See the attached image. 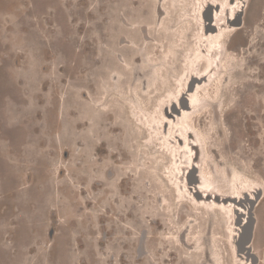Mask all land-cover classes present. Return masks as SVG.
Wrapping results in <instances>:
<instances>
[{"label": "rangeland", "instance_id": "obj_1", "mask_svg": "<svg viewBox=\"0 0 264 264\" xmlns=\"http://www.w3.org/2000/svg\"><path fill=\"white\" fill-rule=\"evenodd\" d=\"M200 1L0 0V264H236L233 216L217 210L211 222L181 206L185 186L169 194L147 124L192 71V50L179 48L198 39ZM243 2L230 42L242 76L220 96L225 115L201 120L217 183L233 168L264 179V0ZM171 136L178 162H190L195 150ZM260 200L253 244L264 264Z\"/></svg>", "mask_w": 264, "mask_h": 264}, {"label": "bare ground", "instance_id": "obj_2", "mask_svg": "<svg viewBox=\"0 0 264 264\" xmlns=\"http://www.w3.org/2000/svg\"><path fill=\"white\" fill-rule=\"evenodd\" d=\"M202 1H204L206 5H208L203 13H201V10L205 5L203 6ZM202 1L197 4V9L200 8V10L196 12L198 13L197 18L200 28L199 33L196 32L198 33V36L196 35L198 39L196 40V42L193 41L194 43L191 42V44L189 45L184 44L183 47L179 48L184 50L189 46V49L192 50L191 58H189L191 59V62H188V66H190L192 71L186 74L187 76L184 78L183 83H179L180 89L178 88V90L173 93L171 91L172 99L166 96L168 100L162 102V105H164V107H157V112H153V114L152 111L146 112L149 113V117H147V124L151 126V123L154 122L155 124H152V130H155L154 132L160 134L158 135L159 137L157 136V138L161 140V144H159V142L157 141V144L160 146L157 148V152L164 154H161L163 156V159H165V161L163 160L165 168L164 175L166 174L165 177H167V180H169V182L171 183H167L170 190H168L169 194L175 196V192H177V194L181 197L183 195V192L186 190L189 199H186L184 200V202L180 203L181 206H186L189 209L191 208L189 214L196 212L197 214L204 217V214L207 213L208 217L206 218L211 222H215L216 219H219V217L217 216V210H222L226 216L227 214H229L230 218L231 216L235 218L236 213L240 212V214L243 216V218L240 219L241 221L239 220V222H236L234 225L232 224V221L229 223V225L227 224V227L229 228L228 230L230 232V246L232 253L235 255V258L233 257L234 263L250 264V262L245 259L246 257L244 254H239L236 251V247L234 244V241L236 239L235 237L238 236L240 230V222L246 221V217L244 216L246 210L245 208L236 206L231 201H234V199L255 200V193L260 192L261 194L259 198L256 199L254 204L255 206H259L261 202L260 198H263L264 195V179L261 176L253 175V173L249 172L248 174L233 168L232 171H228L230 184H226L223 181L221 183L215 182L214 173L212 170H210V159L207 145V137L210 135V133L206 132V128L203 130V127H201V120L203 119V117L209 116L210 114H212V112H214L213 114L215 116H217V114H222V112V115H225L224 107H220V109L217 108V106L221 103L220 96L224 93H226L227 96L232 93V80L236 77L242 76L240 70L238 69L242 65V57L240 56L239 52L230 47V42L237 31L243 28L244 15L246 12L243 6L244 4H242V6L237 4V1L239 2L240 0ZM241 2H243V0H241ZM208 12L213 13L211 25L209 23H206L207 19L205 17ZM238 12L243 13L241 16V22H238L237 25L235 23H230L229 21L234 18ZM198 21L196 20L197 24ZM187 22L179 25V32L181 29H184L185 31L186 29L191 28L190 26L192 24L189 23L190 21ZM177 45L178 42L174 44V47H177ZM228 77L230 79V84L226 85L224 84V82ZM153 80H155V76H153ZM154 84V88H152V90L148 92L149 94H151L154 90H159V82L157 81ZM168 90L170 91V89ZM139 94L138 96L141 97L140 99L142 102H144V106L146 109L147 103L149 101V94ZM146 111H148V108ZM137 112L139 114L140 111ZM142 115L143 114H141V116ZM148 118L150 119V121ZM167 127L170 133L169 135L166 134ZM175 128L177 129L174 132ZM178 129L181 131V133H179V135H176L177 131H179ZM207 130L209 131V129ZM171 135H174V138L172 139H176L179 144H182L183 140L187 141V146L183 149V151H185L186 153L188 152V150H190L191 152H193V149L195 150V155L193 158L191 155L190 162L188 161L189 155L186 157L187 160H185V162H187V164L185 166L187 167V171H183L179 177L177 176V173L180 172L178 164L180 161L183 162L184 159H179L178 162V159L176 157V150H174L171 145V142H173L171 140ZM152 138L151 141L148 142L151 147L155 144V142L153 141L154 139ZM167 153L169 156L166 155ZM173 155L175 156L170 159V157ZM173 160H175V164ZM195 170L197 171V184H191V181L195 182V180L193 176L190 175ZM186 176L189 177V179H186ZM254 176L258 177L260 180H257ZM165 177L163 181H165ZM183 181L184 185L181 184V182L183 183ZM183 186H185V190L182 189ZM211 195H213V199L211 198ZM244 203L247 206V203ZM205 209L207 210V212L205 211ZM253 214L254 224L251 232V241L248 246L249 248H251L252 253L257 256V264H260L261 256L257 253V251H255L253 244L255 233L257 230L256 210H253ZM225 219L226 222H228V219L226 217ZM231 225H233V227Z\"/></svg>", "mask_w": 264, "mask_h": 264}, {"label": "water", "instance_id": "obj_3", "mask_svg": "<svg viewBox=\"0 0 264 264\" xmlns=\"http://www.w3.org/2000/svg\"><path fill=\"white\" fill-rule=\"evenodd\" d=\"M207 7H208V5L205 4L204 8L201 10V13H203L206 10ZM242 14L243 13L238 12L237 15L234 18H232L229 22L230 23H235L237 25L238 22H241ZM212 17H213V13L208 12V14H206V17H205L207 19L206 23H209L211 25ZM191 155H192V158H193L194 157V152ZM182 156H183V153H182L181 157ZM184 159L187 160V158H184ZM186 164H187V162H186ZM196 175H197V171L196 170L190 175V176H193V178L195 180V182L191 181V184H193V183L197 184L196 183V181H197V176ZM187 178L189 179V177L186 176V179ZM183 184H184V181H183ZM260 194H261L260 192H256L255 193V198L256 199L259 198ZM211 198L213 199V195H211ZM256 199L255 200H251V199H248V200H246V199H241V200L236 199L235 200L234 199V201H231L236 206H239L240 208H245V210H246V213L244 215L246 217V221L245 222H240L241 223V224H239V229L240 230H239L238 236L235 237L236 239L234 241V244H235V247H236V251L239 254H241V253L244 254L245 257H246L245 259H247V261H249L250 264H257V262H258L257 256L254 253H252L251 248H249V246H248L250 244V241H251V232H252V227H253V224H254L253 210H254V206H255L254 204H255ZM244 202L247 203V206L245 205ZM238 211H240V210H238ZM241 213H243V212H241ZM242 218H243V216L240 214V212H237L236 215H235V218L233 217V224H235L236 222L238 223L239 220L242 219ZM234 257H235V255H234Z\"/></svg>", "mask_w": 264, "mask_h": 264}]
</instances>
